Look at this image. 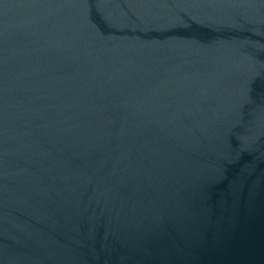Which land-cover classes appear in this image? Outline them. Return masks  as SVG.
Here are the masks:
<instances>
[{"label": "water", "instance_id": "1", "mask_svg": "<svg viewBox=\"0 0 264 264\" xmlns=\"http://www.w3.org/2000/svg\"><path fill=\"white\" fill-rule=\"evenodd\" d=\"M0 264H264V0H0Z\"/></svg>", "mask_w": 264, "mask_h": 264}]
</instances>
